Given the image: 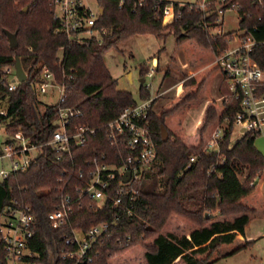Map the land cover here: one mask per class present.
Returning <instances> with one entry per match:
<instances>
[{
  "label": "trees",
  "instance_id": "trees-1",
  "mask_svg": "<svg viewBox=\"0 0 264 264\" xmlns=\"http://www.w3.org/2000/svg\"><path fill=\"white\" fill-rule=\"evenodd\" d=\"M137 1L124 0L119 6L120 0H98L97 26L106 33L101 42L91 40L79 44L55 33L58 24L53 16V0H0V69L14 65L19 59L26 73L25 82L18 84L13 92L0 86V99L7 100V133L21 131L38 144L51 138L55 130L56 106L46 105L40 109L34 88L43 67L48 68L57 81H66L64 106L75 107L81 112L73 125L97 130L94 137L82 146L72 147L71 153L59 161L45 147L28 170L0 179V216L12 202L32 209L35 235L29 241V249L33 253L32 261L37 264H76L74 260L62 259L64 252L74 250L65 244L71 231L87 232L115 217H118L117 222L93 246L88 260L79 264H109L119 253L138 245L145 248L146 264H212L210 257L220 246L234 244L238 236L245 237L250 215L255 213L242 201L255 191V178L264 171V157L255 147L258 136L253 133H246L232 143L230 130L239 106L230 98L222 102L225 106L223 118L227 121L222 120L224 130L218 152L201 153L192 163L189 162L191 151L198 146H188L169 132L167 141H161L160 126L172 110L159 115L150 110L157 161L143 180L134 185L137 199L132 215H122L113 207L117 180L111 183L110 198L98 211L87 196H80L76 190L82 189L87 180L80 178L79 172H86L96 155H107L109 162H116L117 149L109 144L103 126L124 108L136 103L130 92L117 88V81L104 62L107 52L135 35L165 38L172 34L178 44L192 41L218 54L235 35L232 32L209 33L210 28L220 25L216 24L218 0H209L205 11L198 8L199 3L183 5V9L172 3L179 18L165 25L162 9L170 2L141 0L138 5ZM225 2L221 9L235 10L239 15L238 30L250 32L258 43L251 55L264 71V0ZM4 32L16 35V48L9 47ZM145 74L146 69L141 66V77ZM262 91L264 93V85ZM140 97L149 98V92L142 86ZM216 117L213 107L206 109L202 134ZM64 195L71 198L72 214L66 224L54 229L47 216ZM172 215L192 222L195 228L188 236L162 234ZM229 216L233 217L229 219ZM127 236L131 238L127 247L116 243ZM148 240H151L149 245ZM250 243L245 241L231 253ZM3 260L4 248L0 242V264Z\"/></svg>",
  "mask_w": 264,
  "mask_h": 264
},
{
  "label": "built area",
  "instance_id": "built-area-1",
  "mask_svg": "<svg viewBox=\"0 0 264 264\" xmlns=\"http://www.w3.org/2000/svg\"><path fill=\"white\" fill-rule=\"evenodd\" d=\"M86 1L53 0V16L58 24L56 34H63L69 41L79 44L91 40L101 42L106 31L97 26L100 6L97 10H93L85 3ZM123 1L120 0L119 6ZM208 1L201 0L198 8L205 11ZM218 1L216 24L221 25L222 15L225 12L221 7L226 2ZM137 2L141 5V0ZM162 18L163 25L179 18L172 3L163 6ZM235 39L238 40V44L231 46ZM257 44L250 32L240 31L228 41L224 50L215 54L212 63L228 84L229 94L224 100L233 99L239 106L230 130L232 143L234 137L240 138L246 133H253L264 138V93L262 91L264 71L259 68L251 55L253 47ZM153 66L155 67L156 63ZM153 73L154 69L149 68L146 76L151 78ZM18 84L20 82L16 78L14 65L0 69L1 87L7 92H13ZM34 88L36 94H45L49 88L57 91V102L50 104L57 109L56 118L53 121L55 130L49 141L43 144L33 143L21 131L14 134L7 133V100L0 99V161L8 162L6 170L0 169V179L28 170L45 147L49 154L59 161L63 156L71 153L72 147L84 145L96 134L97 130L94 128L73 125V120L79 118L81 112L75 107L64 106L67 100L66 81H57L54 74L43 67L38 80L34 83ZM144 89L150 91L151 84H146ZM152 102L153 98H148L126 107L116 118L103 126L109 144L117 149V160L109 162L107 155H96L89 162L86 172H79V177L87 178V180H84L85 185L82 189H76L80 196L85 195L94 203L95 211L104 208L106 201L110 198L111 183L117 180L118 185L112 200L113 207L118 208L122 215H132L137 199L134 185L143 180L157 161V144L149 120ZM224 111L225 106L221 104V108H217L216 120L206 132L202 146L191 154L189 162H194L197 155L201 153L218 152V142L224 130L222 120L227 121L226 117L223 118ZM126 177L128 181L123 182ZM71 214V198L69 195H64L55 210L48 214L47 219L52 228L58 229L68 222ZM117 220L118 217H115L110 222H102L87 232L72 230L65 244L74 247V250L64 252L62 259L74 260L76 264L85 261L93 246L109 232ZM34 235V215L31 207L12 202L0 216V242L4 248L2 264H37L32 261L33 253L29 249V241ZM130 241L131 238L127 236L125 239H118L116 243L121 247H127Z\"/></svg>",
  "mask_w": 264,
  "mask_h": 264
},
{
  "label": "rangeland",
  "instance_id": "rangeland-1",
  "mask_svg": "<svg viewBox=\"0 0 264 264\" xmlns=\"http://www.w3.org/2000/svg\"><path fill=\"white\" fill-rule=\"evenodd\" d=\"M166 1L180 6L201 2V0ZM85 3L93 10L99 8L96 0H87ZM222 21L218 27L209 29L211 35L240 33L239 15L235 10H226L222 15ZM236 44L237 39L231 46ZM154 58L159 67L153 66ZM214 58L215 54L211 49L200 47L192 41L178 44L172 34L165 38L135 35L121 43L117 49L107 52L104 62L112 78L117 81V88L130 92L136 103L143 101L140 97V87L144 89L146 84H151L150 91H147L149 97L154 100L153 112L159 115L163 111L172 110L163 123L167 132L175 138H180L188 146L201 147L211 126L201 133L206 109L213 107L217 114V108H221L225 96L229 94L227 82L213 64L201 71L204 65L213 63ZM141 66L145 67L146 74L149 68L154 69L151 78L146 74L141 77ZM37 98L42 109L57 102V91L49 88L45 94L37 93ZM237 139L234 137L233 142ZM255 147L264 157L263 137L256 138ZM193 152L194 150L191 154ZM7 168L8 162L0 161V169ZM262 173L258 185L260 176L255 178L256 186L260 188L259 197L255 198L258 211L250 215L245 228V240L248 239L247 241L251 243L236 253L231 252L244 244L245 240L220 246L210 257L212 264H264V171ZM193 228L195 225L192 222L172 215L161 233L188 236ZM150 243L151 240H148L147 244ZM144 252L143 246H134L116 255L109 264H145Z\"/></svg>",
  "mask_w": 264,
  "mask_h": 264
},
{
  "label": "water",
  "instance_id": "water-1",
  "mask_svg": "<svg viewBox=\"0 0 264 264\" xmlns=\"http://www.w3.org/2000/svg\"><path fill=\"white\" fill-rule=\"evenodd\" d=\"M183 8H184V6L182 5L180 9H183ZM25 11H26V9H25ZM4 35L8 41V45L11 49H14L18 46L17 37L15 34H11L9 32H4ZM14 68H15L16 78H17L18 82H20V83L25 82L26 74L24 73V71L21 67L19 59L15 60ZM160 137H161L162 142L167 141L168 132L163 125L160 126ZM127 181H128V177L123 179V182H127ZM205 217L208 218L209 216L206 215Z\"/></svg>",
  "mask_w": 264,
  "mask_h": 264
},
{
  "label": "crops",
  "instance_id": "crops-1",
  "mask_svg": "<svg viewBox=\"0 0 264 264\" xmlns=\"http://www.w3.org/2000/svg\"><path fill=\"white\" fill-rule=\"evenodd\" d=\"M153 61H154V63H156V65H158V67H159V64H158V62H157V60L154 58L153 59ZM212 63H210V64H208V65H204L202 68H201V71H203V70H206V68L209 66V65H211ZM158 69V68H157ZM150 98V97H149ZM154 104V103H153ZM152 110H153V105H152ZM263 174V173H262ZM262 174L260 175V179L257 181V185H258V183H259V181L261 180V177H262ZM259 194H260V188L258 187L257 188V186H256V189H255V191L253 192V193H251L248 197H246L243 201H242V203L245 205V206H247V207H249V208H252V209H254L255 210V212L256 211H258V209H257V205H256V201H255V198L258 196L259 197ZM194 229V228H193ZM192 229V230H193ZM191 230V231H192ZM190 231V232H191ZM189 232V233H190ZM187 236V235H186ZM239 238L241 239V240H239ZM245 240V237L243 238V237H241V236H238V239H237V241L239 242V241H244ZM248 239H246L245 241H247ZM146 264V263H145Z\"/></svg>",
  "mask_w": 264,
  "mask_h": 264
}]
</instances>
